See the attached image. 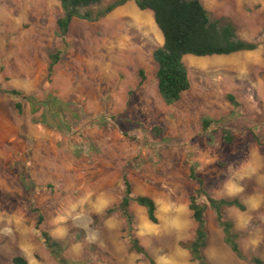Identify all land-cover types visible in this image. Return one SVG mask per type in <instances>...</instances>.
Returning <instances> with one entry per match:
<instances>
[{
	"label": "rangeland",
	"instance_id": "374dc122",
	"mask_svg": "<svg viewBox=\"0 0 264 264\" xmlns=\"http://www.w3.org/2000/svg\"><path fill=\"white\" fill-rule=\"evenodd\" d=\"M200 1L258 48L186 56L191 88L167 105L153 58L163 36L151 11L135 2L146 17L140 26L122 18L127 6L98 22L74 19L63 40L60 2L0 0V264L18 255L29 264H61L43 231L61 243L65 264H150L133 250V237L155 264H196L182 246L196 233L193 172L213 198L246 206L224 209L242 258L226 244L217 214L206 212L207 261H264V0ZM13 89L28 98L7 93ZM125 180L134 197L155 201L158 223L132 203L129 225L118 208Z\"/></svg>",
	"mask_w": 264,
	"mask_h": 264
},
{
	"label": "trees",
	"instance_id": "16d2710c",
	"mask_svg": "<svg viewBox=\"0 0 264 264\" xmlns=\"http://www.w3.org/2000/svg\"><path fill=\"white\" fill-rule=\"evenodd\" d=\"M56 1L60 2L63 10V16L58 19L57 24L59 35L64 40L74 19L98 22L118 7L125 5L129 0H118L114 4L97 10L94 8L101 7L105 0ZM136 4L141 11L153 13L155 23L163 36V45L154 50L153 58L159 69L157 71L159 93L167 105L178 103L183 94L191 88V80L184 64L186 56L201 58L230 56L241 52H253L258 48L256 43L245 41L239 36L237 26L228 17L213 18L200 0H136ZM60 56L59 51L50 56L49 77L52 76L56 65L59 64ZM140 77L142 81L146 79L144 71H140ZM7 93L17 98H28L23 95V92L16 89L9 90ZM227 98L233 105L238 106L233 95L229 94ZM16 108L21 113L22 103H17ZM224 139L227 143H231L233 137L227 132ZM191 177L199 183V189L190 198L189 205L196 224V233L192 240L182 245L183 248L191 254L196 264H211L204 254L208 246L205 214L211 209L217 214L226 244L238 257L242 258V251L234 233V224L231 220L226 219L224 209L237 208L245 211L246 206L237 198H213L205 190L204 182L198 179L194 172ZM202 197L204 201H199ZM132 203L144 207L149 220L154 224L158 223L155 201L146 196L134 197L130 182L125 180V194L118 208L131 226L134 225V216L130 211ZM43 221L44 217L40 216L39 225ZM42 238L60 263L65 264L66 259L61 243L46 231L42 232ZM131 240L133 250L147 258L150 264H155L139 239L133 237ZM251 261L254 264H264V261L258 257L252 258ZM12 264H29V262L24 256L18 255L12 259Z\"/></svg>",
	"mask_w": 264,
	"mask_h": 264
},
{
	"label": "bare ground",
	"instance_id": "6f19581e",
	"mask_svg": "<svg viewBox=\"0 0 264 264\" xmlns=\"http://www.w3.org/2000/svg\"><path fill=\"white\" fill-rule=\"evenodd\" d=\"M128 8L126 10L127 12L125 13V15L123 17L132 20L137 26L142 25L145 22V21H143L144 15L139 10H137L135 8H133V9H128ZM152 19H150V20H152ZM144 20H146V17L144 18ZM152 23L155 25L154 20Z\"/></svg>",
	"mask_w": 264,
	"mask_h": 264
},
{
	"label": "crops",
	"instance_id": "0c3cea01",
	"mask_svg": "<svg viewBox=\"0 0 264 264\" xmlns=\"http://www.w3.org/2000/svg\"><path fill=\"white\" fill-rule=\"evenodd\" d=\"M135 2H136V0H129V1H127V3L124 5V6H122V7H126L124 10H122L121 11V16H122V18H124L123 16L125 15V13L127 12L126 10H127V8L128 9H133V8H135L134 6H135ZM129 5H131V6H129ZM133 6V7H132ZM135 9H137V8H135ZM138 10V9H137ZM141 12V11H140ZM143 12V11H142ZM141 12V13H142ZM144 12H146V11H144ZM143 14V13H142ZM144 15V14H143ZM151 16V15H150Z\"/></svg>",
	"mask_w": 264,
	"mask_h": 264
}]
</instances>
